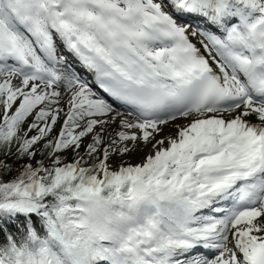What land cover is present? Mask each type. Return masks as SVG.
<instances>
[{"label": "snow or ice", "instance_id": "obj_1", "mask_svg": "<svg viewBox=\"0 0 264 264\" xmlns=\"http://www.w3.org/2000/svg\"><path fill=\"white\" fill-rule=\"evenodd\" d=\"M0 264H264V0H0Z\"/></svg>", "mask_w": 264, "mask_h": 264}, {"label": "rangeland", "instance_id": "obj_2", "mask_svg": "<svg viewBox=\"0 0 264 264\" xmlns=\"http://www.w3.org/2000/svg\"><path fill=\"white\" fill-rule=\"evenodd\" d=\"M140 159H142V156H133L132 157V162L133 163L139 162Z\"/></svg>", "mask_w": 264, "mask_h": 264}]
</instances>
